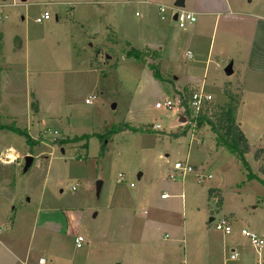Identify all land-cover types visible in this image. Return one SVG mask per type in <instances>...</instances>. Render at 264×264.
<instances>
[{
	"label": "rangeland",
	"instance_id": "rangeland-1",
	"mask_svg": "<svg viewBox=\"0 0 264 264\" xmlns=\"http://www.w3.org/2000/svg\"><path fill=\"white\" fill-rule=\"evenodd\" d=\"M176 1L0 0V264H264V244L240 232L264 241V155L245 154L246 169L206 124L173 136L186 123L179 105L155 107L189 80L222 104L232 79L213 56L201 77L213 17L179 28L173 10L158 11ZM251 4L264 12L263 0ZM44 10L50 18L37 23ZM145 44L154 50L128 54ZM253 122L250 144L264 146V117ZM220 218L229 234L215 229Z\"/></svg>",
	"mask_w": 264,
	"mask_h": 264
},
{
	"label": "crops",
	"instance_id": "crops-1",
	"mask_svg": "<svg viewBox=\"0 0 264 264\" xmlns=\"http://www.w3.org/2000/svg\"><path fill=\"white\" fill-rule=\"evenodd\" d=\"M192 1L190 6L195 15L213 17L212 34L207 42V66L204 67L201 77L206 78L208 69L211 68L212 56L217 69L219 65L216 58L219 59V63L226 60L231 65L230 75L224 72L228 64L223 65V74L232 77L224 82L232 83L237 80L236 75L240 78L238 81L242 86L241 102L235 112V121L250 143V137L258 132L253 122L254 118L264 117V82L262 80L264 76V12H260L256 4L252 5V0ZM219 26L222 42L218 44V49H215L214 38ZM135 49L153 51L154 47L151 44H145L141 49ZM155 51L159 50L155 49ZM188 75L191 77L195 73L190 71ZM173 78L176 79V77ZM187 83L195 82L189 80ZM259 112L262 114H258ZM262 133L261 130L256 137L261 136Z\"/></svg>",
	"mask_w": 264,
	"mask_h": 264
},
{
	"label": "trees",
	"instance_id": "trees-1",
	"mask_svg": "<svg viewBox=\"0 0 264 264\" xmlns=\"http://www.w3.org/2000/svg\"><path fill=\"white\" fill-rule=\"evenodd\" d=\"M129 51L131 52L128 54L132 57L137 58L141 55L140 50L135 48H130ZM157 65L158 63H155V65H152L151 67L154 69V75L159 77L160 75ZM196 89V86L187 83L182 87L180 93H178L181 100L180 107L183 108V115L185 116L186 123L179 125L175 131L171 132V134L173 136H179L184 134L190 127H200L206 124L214 133L216 142L219 145L227 147L232 154L243 163L246 169H248L249 166L245 160V154L249 152L252 153L254 161L262 160V155H264V146L259 144L251 145L235 121V112L241 102V83L238 80L233 84L231 82H224L222 86V91L226 97V101L224 103L214 104L212 101H204L201 103L200 109L193 115H190L187 101ZM31 107L34 111H37V104L34 102L31 103ZM148 127L145 128L147 129ZM124 128L126 129L125 126L118 125L111 130L118 132ZM127 128H130L132 131L136 130L131 126H128ZM14 130L27 137L26 130H20L18 128H15ZM28 142H34V140L28 139ZM64 142L65 140H63V137H58L53 140V144L56 145H62ZM258 172L264 176V162L258 166ZM249 176H255V174H249ZM261 183L264 185V178H261ZM212 196L217 198L216 202L220 205L222 196L218 189H208L207 199H210Z\"/></svg>",
	"mask_w": 264,
	"mask_h": 264
},
{
	"label": "built area",
	"instance_id": "built-area-1",
	"mask_svg": "<svg viewBox=\"0 0 264 264\" xmlns=\"http://www.w3.org/2000/svg\"><path fill=\"white\" fill-rule=\"evenodd\" d=\"M166 10H173V12L170 13V16L173 19V16H175L174 21L176 22L177 26L179 28H184L187 25H190L196 21L195 18V13L183 10L182 8H177L174 6V8L167 7L164 5H159L158 6V11L161 14L166 13ZM137 15V13H135ZM50 18L49 13L47 11H43L37 18H35V21L37 23H40L44 20H48ZM161 19H164V15H161ZM190 52H187V57L190 58ZM95 99V96H88L85 99V104H90V102ZM212 97L210 94H206L203 92V90L200 88L196 91H194L191 94V97L188 99V109L190 110V115L196 113L200 109V105L204 101H211ZM174 104H177L181 106V100L178 97L177 99H172V100H166L162 103L157 102L155 103L156 108H162V107H171ZM182 112L183 108L181 107ZM153 128H158V126H154ZM8 161H13L16 157L15 154L12 152L11 149L6 152V155L4 156ZM173 168L176 170L181 171V173H187L192 171V166L189 165L188 163L182 164L181 162H175L173 164ZM208 178L210 177L209 175L207 176ZM130 186H132V183H130ZM72 190H75V187L72 186ZM161 197H165V195H161ZM215 229L222 231L224 234H229L230 233V226L226 220V218H220L216 221L215 223ZM241 234L247 237L250 240V243L256 248V249H261L263 247L264 241L261 237H259L256 233L250 232L246 229H241ZM83 243V238L82 236L78 235L74 239V246L75 248H80ZM231 259L234 258V255L230 256ZM44 260L42 258H39L37 261V264H43Z\"/></svg>",
	"mask_w": 264,
	"mask_h": 264
},
{
	"label": "water",
	"instance_id": "water-1",
	"mask_svg": "<svg viewBox=\"0 0 264 264\" xmlns=\"http://www.w3.org/2000/svg\"><path fill=\"white\" fill-rule=\"evenodd\" d=\"M174 6L177 7V8L183 7V0H177L175 2ZM174 19H175V16H173V20ZM224 72H225L226 75H230L231 74V65L230 64H228L225 67ZM180 121L184 123L185 122V118H182ZM27 160H28V162L26 164H28L30 162V158L27 157ZM210 220H212V218H210Z\"/></svg>",
	"mask_w": 264,
	"mask_h": 264
}]
</instances>
